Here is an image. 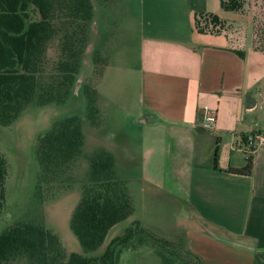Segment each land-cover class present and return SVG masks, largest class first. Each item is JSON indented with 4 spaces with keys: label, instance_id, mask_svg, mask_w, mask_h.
<instances>
[{
    "label": "crops",
    "instance_id": "1",
    "mask_svg": "<svg viewBox=\"0 0 264 264\" xmlns=\"http://www.w3.org/2000/svg\"><path fill=\"white\" fill-rule=\"evenodd\" d=\"M137 1L139 162L152 173L143 178L183 204L185 255L200 264H264V144L251 152L243 144L245 133L264 129V50L225 29L232 24L218 0ZM202 12L223 27L198 31ZM208 108L212 124L203 120ZM247 154L249 173L231 171Z\"/></svg>",
    "mask_w": 264,
    "mask_h": 264
},
{
    "label": "rangeland",
    "instance_id": "2",
    "mask_svg": "<svg viewBox=\"0 0 264 264\" xmlns=\"http://www.w3.org/2000/svg\"><path fill=\"white\" fill-rule=\"evenodd\" d=\"M92 24L76 81L60 102L27 104L9 124H0V153L5 160L0 207V230L16 220H31L53 231L65 251L93 255L108 240L120 234L136 219L139 230L120 245L115 264H157L160 250L178 264L184 256V231L190 224L183 204L166 191L169 187L150 186L139 162L143 113L138 103L136 61L137 0H91ZM229 18L228 32L252 46L264 48V0H244L240 14L221 10ZM236 13V14H231ZM93 90V110L86 113L88 93ZM70 115L79 119L82 132L80 151L72 158L68 175L58 187L44 184L36 191L39 164L35 155L37 138L52 124ZM109 152L114 172L125 181L132 213L113 225L104 241L94 250H82L71 231L69 219L86 178L90 155ZM143 175H146L143 178Z\"/></svg>",
    "mask_w": 264,
    "mask_h": 264
},
{
    "label": "trees",
    "instance_id": "3",
    "mask_svg": "<svg viewBox=\"0 0 264 264\" xmlns=\"http://www.w3.org/2000/svg\"><path fill=\"white\" fill-rule=\"evenodd\" d=\"M222 10L240 11L244 0H218ZM91 0H0V124L12 122L29 103L63 101L76 81L91 29ZM198 31H219L223 21L216 14L198 13ZM255 48L264 50L263 47ZM242 55V50H234ZM92 90V89H91ZM93 90L86 113L93 110ZM82 132L76 115L55 121L35 143L39 164L36 191L45 185L58 187L68 175L72 158L80 151ZM251 157L231 171L249 173ZM5 160L0 153L1 183ZM2 188L0 190V207ZM133 204L125 181L114 172L113 158L105 150L89 157L86 178L70 215L69 225L82 250H94L109 229L129 216ZM136 219L113 235L101 252L86 255L66 252L58 236L31 220H16L0 230V264H115L120 245L139 230ZM164 263L169 259L156 249ZM180 258L184 264H200L196 255Z\"/></svg>",
    "mask_w": 264,
    "mask_h": 264
},
{
    "label": "built area",
    "instance_id": "4",
    "mask_svg": "<svg viewBox=\"0 0 264 264\" xmlns=\"http://www.w3.org/2000/svg\"><path fill=\"white\" fill-rule=\"evenodd\" d=\"M216 112L213 108L205 109L203 113L204 123L212 124L215 120ZM244 150L251 152L256 145L264 144V129H257L243 135Z\"/></svg>",
    "mask_w": 264,
    "mask_h": 264
},
{
    "label": "water",
    "instance_id": "5",
    "mask_svg": "<svg viewBox=\"0 0 264 264\" xmlns=\"http://www.w3.org/2000/svg\"><path fill=\"white\" fill-rule=\"evenodd\" d=\"M1 188H2V183H1V178H0V190H1Z\"/></svg>",
    "mask_w": 264,
    "mask_h": 264
}]
</instances>
